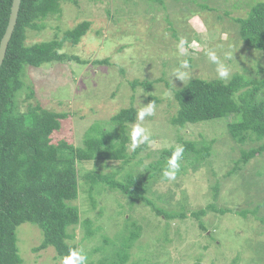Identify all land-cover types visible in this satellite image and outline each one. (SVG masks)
<instances>
[{
  "label": "rangeland",
  "instance_id": "rangeland-1",
  "mask_svg": "<svg viewBox=\"0 0 264 264\" xmlns=\"http://www.w3.org/2000/svg\"><path fill=\"white\" fill-rule=\"evenodd\" d=\"M258 1L264 0H62L61 13L40 22L43 29L28 32L27 44L31 45L60 40L65 31L81 22L92 24L79 45L65 43L62 49L78 56L81 63L55 62L29 67L25 72L24 79L34 87L36 96L21 103L23 110L29 103L38 102L47 110L69 115L54 134L55 143L65 140L81 147L93 124L107 125L121 110H137L136 121L128 130L127 154L132 156L128 163H78L79 196L72 204L79 209L81 222L69 228L74 237L68 241L77 246L78 258L82 249L87 262L111 264L112 244L119 245L118 235L126 233V237L135 224L139 238L126 264H264V205L259 207L257 217L248 214L243 218L237 213L264 203V155L228 176L240 157L238 144L228 133V126L238 122L236 117L185 128L171 123L178 111L174 91L192 79L228 82L235 75L264 78V53L249 50L237 40L234 22L247 17L250 6ZM235 3L240 4L235 7ZM212 7L219 9L210 11ZM197 19L200 24L194 23ZM182 40L183 54L178 47ZM209 52H214L219 64L227 69L226 78L219 76L218 63L209 59ZM97 60H108L109 64L94 65ZM185 61L188 66L183 65ZM181 73L186 74L183 80L179 78ZM135 80L153 84L148 89H133ZM26 98L23 92L19 99ZM149 104L154 106L153 114L138 119V113ZM137 125L146 130L151 143L140 144L133 151L130 133ZM107 128L116 130L110 124ZM186 143L198 149L211 144L208 162L196 173L189 167L174 180L163 178L170 158L164 152L184 148ZM260 143L249 140L240 147L251 149ZM90 174L118 181L134 176L143 183L146 198L169 212L185 208L187 217L168 221L146 204L132 205L105 183L90 190ZM219 182L222 188L214 200L213 187ZM210 204L227 212L208 211L200 220L192 216ZM86 220L94 230L90 238H86ZM17 236L26 264H60L61 258L53 248L34 251L43 240L37 227L22 225Z\"/></svg>",
  "mask_w": 264,
  "mask_h": 264
},
{
  "label": "trees",
  "instance_id": "trees-1",
  "mask_svg": "<svg viewBox=\"0 0 264 264\" xmlns=\"http://www.w3.org/2000/svg\"><path fill=\"white\" fill-rule=\"evenodd\" d=\"M61 1L22 0L18 22L0 69V264H26L20 255L17 236L18 228L25 224L37 227L43 235L35 252L53 248L57 257L69 255L75 264L77 251L74 254L69 251L76 250L77 246L68 241L74 237L69 228L81 222L79 209L72 204L79 196L78 163H128L132 157L127 154V143L129 126L137 117V110L133 107L121 110L108 122L116 130L106 129L109 124H93L86 131L81 147L65 140L54 142V134L62 128V121L68 118V114L47 110L38 102L29 103L24 110L21 108V103L36 96L34 87L24 79L27 68H40L55 62H82L78 56L63 53L62 49L65 43L74 46L80 44L92 27L89 21L65 31L60 40L54 38L27 44L29 31L43 29L40 22L61 13ZM141 1L149 3L155 0ZM12 4L13 0H0V44L9 23ZM239 4L235 3L234 6L238 7ZM250 8L247 17L234 19L238 31L236 38L247 49L264 53V1L255 2ZM208 9L212 11L219 8ZM188 63L193 65L192 60H188ZM93 64L107 65L109 61L97 60ZM152 84L135 80L131 87L135 89L142 86L148 89ZM23 92L27 98L21 101L19 98ZM261 93L264 94V78L235 75L228 82L195 78L174 91L178 111L171 123L178 128H185L215 120H220L217 121L220 123L231 116L236 117L238 122L228 126V133L231 140L238 144L240 157L228 172V176H231L264 155V97ZM249 140L251 143H261L251 149L240 147ZM211 147L210 144L198 149L193 143H186L176 175L186 172L189 167L194 168L196 173L199 167L208 162L212 154ZM175 150L172 148L164 153L171 157ZM167 166L168 162L165 168ZM88 180L92 183L90 190H94L98 183H105L110 189L126 196L132 205L137 202L146 204L157 216H163L168 221L187 217L185 208H181L180 212H169L146 198L143 183L134 176L130 175L126 181H118L103 174H90ZM221 188L220 182L213 187L214 200L218 199ZM262 205L264 203L237 213L243 218L248 214L257 217V211ZM217 209L216 204H210L207 209L193 212L192 216L200 220L208 211L217 212ZM219 210L221 214L227 212ZM261 221L264 222V218ZM84 224L87 227L86 238H90L94 233L91 222L86 220ZM132 226L134 228L128 229L126 237V233L118 235L116 241L119 245L113 242L115 247L111 264H126L129 260L130 249L139 238V227L135 224ZM200 226L205 229L202 222Z\"/></svg>",
  "mask_w": 264,
  "mask_h": 264
},
{
  "label": "clouds",
  "instance_id": "clouds-1",
  "mask_svg": "<svg viewBox=\"0 0 264 264\" xmlns=\"http://www.w3.org/2000/svg\"><path fill=\"white\" fill-rule=\"evenodd\" d=\"M194 23L196 24H200V21L197 19L194 21ZM183 43L184 41L182 40L180 42V44L178 45V47H180L181 53L183 54L185 49L183 47ZM209 59L215 63H218V74L221 78H226L229 73L227 71V69L222 65L219 64L218 62V58L216 56V54L214 52H209L208 53ZM184 66H188L187 62L185 61L183 63ZM186 76V74L181 73L179 75L180 79H184ZM154 112V106L149 104L147 105L144 109H142L139 113H138V119L143 120L145 116H150L152 115ZM131 148L134 151L140 144L143 143H151L150 139H149V135L146 132V130L140 126H135L131 133ZM183 147H178L172 154V156L169 158L168 160V166L167 168L163 171V178L167 179V180H174L176 177V173L180 168V159L182 157L183 154ZM77 250L75 249H70L69 253L70 254H74ZM60 264H73L72 259L69 258V255L61 257L60 260ZM75 264H87V256L86 254L83 252V250H80V255L79 258L75 261Z\"/></svg>",
  "mask_w": 264,
  "mask_h": 264
},
{
  "label": "water",
  "instance_id": "water-1",
  "mask_svg": "<svg viewBox=\"0 0 264 264\" xmlns=\"http://www.w3.org/2000/svg\"><path fill=\"white\" fill-rule=\"evenodd\" d=\"M21 3H22V0H13L9 23H8L6 32L0 44V69L5 60L10 41L12 39L15 27L18 22L19 12L21 9Z\"/></svg>",
  "mask_w": 264,
  "mask_h": 264
}]
</instances>
